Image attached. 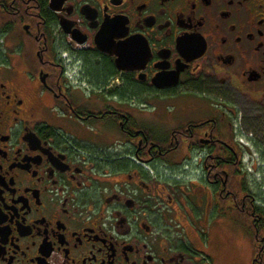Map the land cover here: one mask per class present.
<instances>
[{
  "label": "flooded vegetation",
  "instance_id": "obj_1",
  "mask_svg": "<svg viewBox=\"0 0 264 264\" xmlns=\"http://www.w3.org/2000/svg\"><path fill=\"white\" fill-rule=\"evenodd\" d=\"M241 134L264 0H0V264H264Z\"/></svg>",
  "mask_w": 264,
  "mask_h": 264
},
{
  "label": "rangeland",
  "instance_id": "obj_2",
  "mask_svg": "<svg viewBox=\"0 0 264 264\" xmlns=\"http://www.w3.org/2000/svg\"><path fill=\"white\" fill-rule=\"evenodd\" d=\"M248 124L251 128H253V129L256 128L255 123L249 122ZM261 140L262 141H258V140L255 141V142L258 141L259 148H262V146L264 144V139H261ZM243 149L245 150L243 157H244L246 167H247V166H249V163L251 162V160L249 159L250 156L251 157L254 156V151L249 146H246V145H244ZM225 224H226L225 225V231L223 233L225 238H223V241H221L222 247L224 248V254H225V256L223 258L228 262V264H233V262L235 261L234 253L238 249V247L235 246L234 243L239 244L240 239H239L238 232L233 227L234 225L232 223L229 224L227 221L225 222Z\"/></svg>",
  "mask_w": 264,
  "mask_h": 264
},
{
  "label": "built area",
  "instance_id": "obj_3",
  "mask_svg": "<svg viewBox=\"0 0 264 264\" xmlns=\"http://www.w3.org/2000/svg\"><path fill=\"white\" fill-rule=\"evenodd\" d=\"M238 139L243 146L244 145L249 146L254 151V156L253 157L250 156L249 158L251 162L249 163V166H247V168L252 171V166L254 162H256V164L261 167L264 164V144L262 148L256 149L254 145V141L251 140L249 136L241 134Z\"/></svg>",
  "mask_w": 264,
  "mask_h": 264
}]
</instances>
